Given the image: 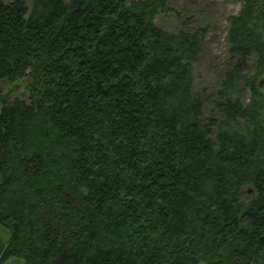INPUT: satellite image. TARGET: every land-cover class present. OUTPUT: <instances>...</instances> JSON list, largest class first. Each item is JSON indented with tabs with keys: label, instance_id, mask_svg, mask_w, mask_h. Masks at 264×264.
I'll return each instance as SVG.
<instances>
[{
	"label": "trees",
	"instance_id": "trees-1",
	"mask_svg": "<svg viewBox=\"0 0 264 264\" xmlns=\"http://www.w3.org/2000/svg\"><path fill=\"white\" fill-rule=\"evenodd\" d=\"M229 1L206 115L168 0H0V264H264V0Z\"/></svg>",
	"mask_w": 264,
	"mask_h": 264
},
{
	"label": "rangeland",
	"instance_id": "rangeland-1",
	"mask_svg": "<svg viewBox=\"0 0 264 264\" xmlns=\"http://www.w3.org/2000/svg\"><path fill=\"white\" fill-rule=\"evenodd\" d=\"M31 3L32 0H27ZM171 10L160 12L156 17V24L170 31L188 29L198 32L201 36V52L193 61L194 93L205 98V114L218 113L214 111V99L218 90L222 88L225 72L232 66L235 60L231 58L227 33L229 29V17L236 15L242 8L243 2L229 0H168ZM244 72L254 74V60L249 59L245 63ZM264 88V75L258 78ZM27 82L11 83L0 79V96L8 94L11 100L14 97L26 96ZM240 94L245 100L250 96V89L243 79L234 83V91L231 96ZM2 102L0 100V107ZM248 190L250 188H246ZM3 239L7 232L1 231ZM6 264H27L25 261L9 258Z\"/></svg>",
	"mask_w": 264,
	"mask_h": 264
},
{
	"label": "water",
	"instance_id": "water-1",
	"mask_svg": "<svg viewBox=\"0 0 264 264\" xmlns=\"http://www.w3.org/2000/svg\"><path fill=\"white\" fill-rule=\"evenodd\" d=\"M251 189H250V193H251ZM6 240H4L3 238H2V236H0V261L2 260L1 258H2V256H3V254H4V252L6 251Z\"/></svg>",
	"mask_w": 264,
	"mask_h": 264
}]
</instances>
